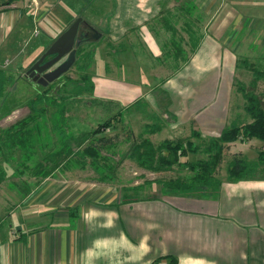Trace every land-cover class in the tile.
Listing matches in <instances>:
<instances>
[{"label":"crops","instance_id":"crops-1","mask_svg":"<svg viewBox=\"0 0 264 264\" xmlns=\"http://www.w3.org/2000/svg\"><path fill=\"white\" fill-rule=\"evenodd\" d=\"M191 6L197 17L194 29L198 42L191 51L194 57L200 50L215 55L210 51L220 49L223 39L232 41L226 45L230 50L227 55L237 54L233 51L240 43H244L246 50L264 49V0H103L106 25H110L108 38L120 41L117 53L130 51L133 56L129 65H119V57L114 64L119 68L134 67L126 68L133 82L145 76L143 71L136 72L135 67L165 66L160 57L167 54L165 41L170 31L164 22L171 16L174 22L170 24L179 25L188 17L186 12ZM37 12L35 0H11L0 5V67H6L2 62L6 64L10 56L18 57L26 51V62L33 63L46 43L53 42L55 37L49 33L51 39L37 37L39 31L33 28ZM177 31L179 40L188 39L186 33L181 34L182 28ZM228 31L234 35H227ZM241 33L237 39L236 34ZM143 39L149 42L144 43ZM184 45L186 42L181 43ZM193 58L190 56L185 64ZM115 77L92 80L91 97L107 99L100 91L114 84L124 88L122 103L133 105L141 101L143 87L126 83L121 72ZM203 83L202 93L219 92L218 78L205 79ZM196 97L195 101L200 98L199 104H205L201 109L207 108L208 97L199 91ZM223 97L219 116L227 122L209 126L210 134L245 118L237 113L231 120L226 111L227 98L225 101ZM191 120L187 121L190 131L195 130ZM249 120L248 117L246 121ZM198 127L197 131H203L204 127ZM71 183L69 193L43 191L45 187L25 196L21 194L18 205L0 206V264H168L166 256L176 257V264H264V176L223 179L218 194L212 198L158 194L118 202L72 194L76 186ZM12 198V193L5 194L4 202ZM66 198L67 202L63 201ZM60 201L63 203L59 204ZM74 205L77 209L71 216L68 208Z\"/></svg>","mask_w":264,"mask_h":264},{"label":"rangeland","instance_id":"rangeland-1","mask_svg":"<svg viewBox=\"0 0 264 264\" xmlns=\"http://www.w3.org/2000/svg\"><path fill=\"white\" fill-rule=\"evenodd\" d=\"M28 2L30 3L31 1ZM35 2L38 4V12L34 18L36 19L40 14L43 13L42 16L36 20V22L35 19L33 21V28L35 27L39 31L37 35L38 38L40 36H46L47 38L51 39L50 35H52L53 38L55 37V40L70 25L68 22L75 20L72 19L74 11H76L75 18L79 16L82 17L79 27L86 29L87 35H79L80 31L78 27L76 39L79 41V44L74 45L76 48L75 61L72 66L63 73L64 76L77 79L79 77L77 65H85L88 62V72L91 74L93 81L103 80L104 77L108 76L116 78L115 76H117V72H121L123 75H125L124 80H126V83H138L141 87H143L142 97L140 98L141 101L133 105L124 104L120 101L122 98V93L124 92V88L120 85L113 84L107 87V89H101L100 91L102 96L103 94L107 95V99L104 98V100L116 102L118 105L115 107L109 105L110 114L117 112L120 107H122L123 110L120 119L121 121L118 123L113 122L112 125L114 129L111 128L106 134L107 136H112L117 145L115 149L111 150L116 152L113 158L115 161H118L120 155L129 149L131 141L129 142V137L127 135L130 136V140L138 139L139 137H137V135L139 132L143 131L144 124L146 123H160L163 125L161 131L151 135H144L148 138L150 137L154 143H158L165 138L174 140L176 138L178 139L179 137L183 138L190 136V123L187 122L190 119L193 121L192 123L195 130L199 129L198 126H201V128L204 127L202 129L203 131H200L202 137L205 138L207 136L217 135L219 132L218 128L215 132H213V134H210L209 126L212 127V125H215L218 122H220L219 124L227 122L226 118L219 116V114L222 113V108L219 106V102L222 101L223 96L225 101L227 98V104L225 102L224 105L226 104V111L231 120L235 118L237 113L242 114L245 117L242 121L247 120L248 115L243 110L244 100L242 98L241 92H239V89H237L238 82L243 83L249 88L254 71L258 69L264 70V49L252 47L251 49L246 50L244 49V43H240L241 46L238 45L237 50L233 51L237 54L227 55L230 53V50L226 49V45H230L232 41L223 39L220 42V49L210 51L214 52L215 55L212 56L211 54L209 55L206 50H200L197 52L198 55L194 57L193 54H191L193 52H191L190 47L187 44L181 46V50L183 51L186 49L188 51V58L190 59V56L191 58L194 57L192 61H188V63L185 64V61H182L181 59L173 60L171 56L167 58L163 54L160 59H164L162 62L165 66L160 65L161 67H135L136 72L139 73L143 71L142 73L145 75L143 78L149 79L150 81L139 78V81L133 82L131 81L132 75L130 76L126 73V68L133 69L134 67L119 68L114 64L116 62L115 60H117L119 57V65L121 62L129 65V62L133 60V56L131 55L130 51L125 52V54L122 55V50L117 53L120 50L118 45L120 41L117 39L108 38L110 35L108 32L110 25H106L107 20L105 18L106 13H103V0H35ZM66 4H69L68 10L66 9ZM70 4H74V6L72 7ZM107 17H110V15ZM170 22H174V19L171 16H169L168 20L164 22L166 28H168V25L171 26L167 30L172 31V25H174L175 29L182 28L181 24L183 21H180L181 23L179 25L176 23L170 24ZM90 28L98 30L99 33H101L100 37L96 39L92 38L91 36L93 35V30ZM181 34L186 35L185 32H181ZM177 35H179V32H177ZM177 35L176 39H178ZM227 35L234 34H229L228 31ZM241 36L242 33L236 34L237 39L241 38ZM129 41L124 42L128 43ZM134 41L139 42L141 40ZM143 41L144 43L149 42L145 39H143ZM143 41H141V45ZM186 41L184 40V43ZM28 42L31 43L32 40ZM247 42L250 43V41ZM251 43L253 42L251 41ZM166 44V48L173 49L174 46L170 45L168 40ZM253 44L256 45L258 43L254 41ZM49 45L46 43L43 52L48 48ZM182 47L184 49H182ZM125 48L127 47L125 46ZM21 50H23V48ZM174 51L176 54L177 51ZM85 52L90 53L89 55L92 58L94 57V60H92L93 64L92 62H89L90 59L84 55ZM31 53L32 51H30V54ZM27 54L28 52L26 51L24 55H19L18 57L10 56L8 59L9 61L6 64L2 62L3 65L6 66L2 69L7 75H9L11 79H14L17 74H20L21 76L26 77L25 79L28 82L37 84L36 81H33L28 76H25V72L27 69H29L28 67H30L40 56L35 61H33V63H30L31 61L26 62ZM81 54L83 57H80ZM171 54L172 51L170 50V55ZM65 57L66 56H63L56 64H54V66L63 61ZM47 58L49 57L47 56ZM143 58L145 59L150 57L143 56ZM75 63H77V65H74ZM17 65H21V67H17ZM177 65H181V67H175ZM12 70H14L13 75L9 74ZM212 78H218L220 85L219 92L217 93L215 91L210 95L207 91L202 93L201 89L204 85V80H211ZM25 79L23 80L21 77H19L16 80V87H14V90L9 88L8 93H10L6 100V96L4 98L0 97V127L8 126L29 112L28 107L24 105L28 94L25 88ZM63 82V78H61V81L55 82L56 84L54 88L51 89V93L56 95V88ZM10 84L13 86L12 80L9 81L8 85ZM7 87L6 91L8 89ZM68 87H72V84H69ZM196 91H199L203 96L208 97L207 108L201 109V106H205V104H199V101L201 100L200 98L195 101L197 98ZM256 92H264V79L259 80L258 86L256 87ZM194 95L196 98H194ZM92 99L93 97L85 94L84 97L81 98V102H73V106L75 105L76 110H74V112L70 111L68 114L72 115L73 119L69 121V124L73 128L74 132L78 129L81 130L93 128L98 125V121H100V119L107 118V112L105 113L103 111V107L101 105L94 106L91 104ZM84 101H87V104H85ZM197 106L199 108H196ZM213 108L216 110L214 111ZM130 131L133 132L134 137H132V133ZM129 132L130 134H127ZM43 136L45 137L43 139L45 141L44 143L51 144L52 141L57 139H54V136L52 137V135L49 133L48 135L43 134ZM50 137L53 138L51 142L49 140ZM191 139H193L195 142L200 141L198 138ZM260 147L261 144L255 140H249L246 143L237 142L230 144V146L227 147L224 152V157L218 170V175L222 179L226 180V163L234 153L240 152L243 155L245 154L244 156L246 159L251 161L256 159L257 151L260 149ZM49 148H51L50 145L44 146L41 152H38L39 156L37 155L31 157L25 161H22V154L19 151L16 152L17 156L15 157V160L10 159V157L6 155H4L2 158L0 157V164L5 171L4 179L0 185V206H4L6 208L9 207L10 204L18 205L21 199V194L25 196L27 193L31 194V192L36 190H43L45 187L47 188H45L43 191L54 192L59 190L63 191L62 193H69V185L72 181L75 183L76 187H74L71 193L75 194L78 192L83 198H87L90 195L92 199L103 197V200L109 199L118 202L119 200L123 201L124 196L129 199L147 197L150 195L153 197L154 195L157 196L159 194V190L157 188L158 186L154 184L141 185L145 179L150 180L155 177H169L170 175L174 174V172H162L154 174L141 169L136 165V163L125 158L120 164L116 166L115 177H113V180H104V182H99L96 180L97 173L86 162L89 160L86 158L84 165L75 161L69 165V160H62L58 166V169H56L51 174V176H49L51 178L46 177L43 179L40 177H35L32 174L33 165L36 163V159L38 160V158H40V154L42 153L43 155V153ZM197 155L198 154H190L188 157L196 159L198 157ZM19 160L20 162H18ZM21 164H25L29 167V169H22ZM103 174H105V170H103ZM253 176H264L263 164L258 166V169ZM50 179H56V181L52 182ZM28 181H30V184H27ZM25 182L27 184V190L23 191L26 186ZM73 183H71V185H73ZM136 185L140 186L139 191L135 190L134 187ZM8 193H12L13 198L9 202H4L5 194ZM63 201L67 202V198L63 199ZM63 201H60L59 204H62ZM76 209V205L68 208L69 211L73 210L75 212Z\"/></svg>","mask_w":264,"mask_h":264},{"label":"trees","instance_id":"trees-1","mask_svg":"<svg viewBox=\"0 0 264 264\" xmlns=\"http://www.w3.org/2000/svg\"><path fill=\"white\" fill-rule=\"evenodd\" d=\"M5 2L9 3L11 0H6ZM193 8L191 6L187 9L188 17L183 19L182 26V30L188 36L186 44L189 45L191 51L195 49L198 42L194 29L197 17L193 15ZM75 17L76 14L73 15L72 19H75ZM72 22L70 21L69 23L71 24ZM170 27L168 25V28ZM177 32V29L172 25V31L167 40L174 47L173 49H167L168 56L165 52V57L171 56L173 60L181 59L186 61L188 53L181 50V43L184 42V39H176ZM167 40L165 41V47H167ZM170 50L172 51L171 55ZM174 50L177 51L176 54ZM89 54L88 52L84 53L90 59L89 62L93 64L92 60H94V57L92 58ZM39 56L40 53L37 57ZM80 57H83V55L81 54ZM74 65H77V63ZM88 65V62L85 65H77L79 72L77 79L64 76L63 74L56 80L49 82L46 87L38 83H30L25 79L26 77L20 74L11 79L2 69L3 67H0V97L4 98L6 96V100L10 93H8L9 88L14 90L16 80L21 77L26 81L25 88L28 94L24 105L29 109V112L22 118L6 127H0L1 158L6 155L10 159L15 160L16 152L19 151L22 154V161H25L31 157L39 156L38 152H41L44 146L50 145L51 148L47 149L43 155L41 153L40 158L36 159V163L33 165L32 174L35 177L44 179L51 176L58 169L62 160H69V165L74 161L84 165L85 159L88 158L89 160L86 162L97 173L96 180L99 182L113 180L116 166L127 158L136 163L141 169L154 174L174 172L169 177L145 179L141 184L158 186L160 195L204 198L215 197L220 190L223 179L218 175V170L223 160L224 152L231 143L236 141L244 143L251 139H256L261 142V147L257 151L256 159L251 161L246 159L240 152L234 153L226 163L225 178L227 181L250 178L254 175L258 166L264 165V92H256L259 80L264 79V70L258 69L254 71L249 88L238 82L237 89L242 94L244 100L243 110L248 115L249 121L233 122L224 126L215 136L204 138L199 131L192 129L190 136L179 137L174 140L165 138L158 143H154L150 137L148 138L144 135H151L161 131L163 125L160 123H147L144 125L143 131L138 133V139L130 140V136L127 135L129 142L131 141L129 149L120 155L118 161H115L113 158L116 152L111 150L115 149L117 145L113 140L114 138L106 134L111 128L114 129L113 122L118 123L121 121L122 107L117 112L110 114L109 105L115 107L117 105L116 102L93 97L91 104L94 106L101 105L103 111L107 112V118L100 119L98 125L93 128L78 129L77 133L74 132L69 124V121L73 118L68 112L76 110L73 102H81V98L85 94L92 96L93 93ZM13 73L11 71L9 74L13 75ZM61 78L64 79V82L56 88L57 94L55 95L51 93V89L54 88L55 82L61 81ZM11 80L13 86L11 84L8 85ZM69 84H72V87H68ZM6 87L8 88L7 91ZM84 103L87 104V101H84ZM130 132L132 137H134L133 132ZM130 132L127 134H130ZM48 133L52 137L54 136V139L57 138L52 141L53 138L50 137L51 144L44 143L45 141L43 140L45 138L43 134L48 135ZM191 138H198L200 141L195 142ZM190 154H198V157L192 159L188 157ZM21 165L22 169H29L25 164ZM103 170H105V174H103ZM4 173L5 171L0 164V184L4 179ZM134 188L136 191L140 190L139 185ZM151 197V195L147 196V198ZM129 200L131 199L124 196L123 201ZM74 212L73 210L69 211V215L72 216ZM166 258L169 259L168 264H176V257L166 256Z\"/></svg>","mask_w":264,"mask_h":264},{"label":"water","instance_id":"water-1","mask_svg":"<svg viewBox=\"0 0 264 264\" xmlns=\"http://www.w3.org/2000/svg\"><path fill=\"white\" fill-rule=\"evenodd\" d=\"M81 20V16L75 18V20L48 46L29 69H27L25 76H28L38 84L45 86L66 72L75 61L76 48L74 45L79 44V41L76 39V34ZM100 35L101 33L94 29V33L91 37L96 39L99 38ZM53 54L55 55L51 59L43 62L47 56ZM63 56H66V59L56 65L54 69L49 70ZM43 71L46 72L41 75V72Z\"/></svg>","mask_w":264,"mask_h":264},{"label":"flooded vegetation","instance_id":"flooded-vegetation-1","mask_svg":"<svg viewBox=\"0 0 264 264\" xmlns=\"http://www.w3.org/2000/svg\"><path fill=\"white\" fill-rule=\"evenodd\" d=\"M90 29H92V28H90ZM92 30H93V33H94V29H92ZM79 31H80L79 35H81V36H86V35H87V30H86V29H82V28L79 27ZM54 55H55V54L48 56L49 58L46 57V58L43 60V62L47 61L48 59H51ZM65 59H66V57H65ZM65 59H64V60H65ZM61 62H62V61H61ZM61 62H60V63H61ZM58 64H59V63H58ZM58 64H57V65H58ZM55 67H56V66L50 68L49 70H52V69H54ZM28 68H29V67H28ZM49 70H46V71H49ZM46 71L41 72V75H42L44 72H46Z\"/></svg>","mask_w":264,"mask_h":264},{"label":"built area","instance_id":"built-area-1","mask_svg":"<svg viewBox=\"0 0 264 264\" xmlns=\"http://www.w3.org/2000/svg\"><path fill=\"white\" fill-rule=\"evenodd\" d=\"M6 0H0V5L3 4Z\"/></svg>","mask_w":264,"mask_h":264}]
</instances>
